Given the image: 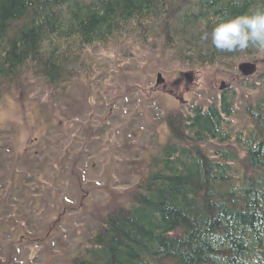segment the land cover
Wrapping results in <instances>:
<instances>
[{"label":"trees","instance_id":"1","mask_svg":"<svg viewBox=\"0 0 264 264\" xmlns=\"http://www.w3.org/2000/svg\"><path fill=\"white\" fill-rule=\"evenodd\" d=\"M260 6L264 0H0V98L26 75L51 90L66 87L85 51L127 32H150L152 54L170 52L186 67L264 55L219 52L201 39L214 19ZM221 99L222 117L208 108L176 124L169 119L178 143L151 160L130 204L104 217L72 264H264V93L245 110L251 129L234 137L224 122L232 115L230 96ZM231 141L241 156L199 150Z\"/></svg>","mask_w":264,"mask_h":264},{"label":"rangeland","instance_id":"2","mask_svg":"<svg viewBox=\"0 0 264 264\" xmlns=\"http://www.w3.org/2000/svg\"><path fill=\"white\" fill-rule=\"evenodd\" d=\"M84 63L91 68L82 69L67 87H58L64 91H51L41 79L26 75L20 79L23 89L18 85L10 88L0 101V264H70L72 249L86 248L85 238H90L104 217L127 207L150 159L161 158L160 146L175 142L169 139V130L163 123L166 117L170 115L176 124L173 115L185 116L190 108L204 111L207 106L216 105L219 84L223 82L228 85L225 91L234 98L227 130L231 134L244 132L248 125L243 110L264 90L259 79L264 73V55L183 70L167 54L161 60L132 42H111L89 51ZM240 67L248 68L245 76L239 75ZM188 72L190 84L181 78ZM157 73L163 81L159 88L154 87ZM99 74L103 75L98 77ZM109 93L115 94L110 107L116 120L105 122ZM93 109L95 114L91 117ZM32 110L38 115L32 116ZM38 116L49 118L48 123L52 119L54 126L61 121L64 131L71 123L70 136L75 134L76 142L70 138L57 141L62 135H57L50 124H46V130L55 132L56 138L40 137L36 142L32 133L38 128L33 121ZM104 122L110 129L98 131ZM128 123L129 133L138 130L140 139L129 140L125 131L120 140L133 148H121L116 146V134L111 136L110 130ZM67 147L65 156L63 149ZM226 149L242 155L233 141L199 145L206 155ZM26 150L27 154L21 153ZM38 151L35 159L29 157ZM144 151L147 159L143 158ZM16 153L21 154L20 161L26 162V166L20 163L17 168L22 175L26 170L25 184L19 173L5 177L1 170L3 164H12L10 157ZM47 162L51 168L37 172V167ZM63 162H68V169L63 170L67 172L55 181L54 171ZM234 168L243 171L236 165ZM11 179L16 185L17 201L8 199L4 203Z\"/></svg>","mask_w":264,"mask_h":264},{"label":"clouds","instance_id":"3","mask_svg":"<svg viewBox=\"0 0 264 264\" xmlns=\"http://www.w3.org/2000/svg\"><path fill=\"white\" fill-rule=\"evenodd\" d=\"M201 39L210 41L214 49L223 53L249 49L264 53V6L234 17L214 19L211 31L203 33Z\"/></svg>","mask_w":264,"mask_h":264},{"label":"water","instance_id":"4","mask_svg":"<svg viewBox=\"0 0 264 264\" xmlns=\"http://www.w3.org/2000/svg\"><path fill=\"white\" fill-rule=\"evenodd\" d=\"M157 78H159V77H157Z\"/></svg>","mask_w":264,"mask_h":264}]
</instances>
